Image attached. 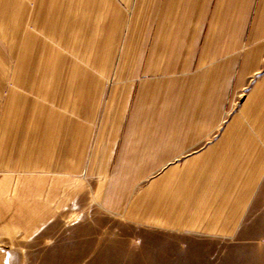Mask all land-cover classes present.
Instances as JSON below:
<instances>
[{
	"label": "crops",
	"instance_id": "0c3cea01",
	"mask_svg": "<svg viewBox=\"0 0 264 264\" xmlns=\"http://www.w3.org/2000/svg\"><path fill=\"white\" fill-rule=\"evenodd\" d=\"M50 3L53 12L62 11L56 0L39 5L43 9ZM170 4L157 20L145 67L138 71L143 75L131 83L136 94L119 123L120 132L107 139L97 204L121 224L109 226L110 231L100 227L84 231L89 221L74 223L61 232L81 233L74 246L45 247L49 250L45 253L59 255L54 264L69 260L72 264H264V123L251 120L253 115L248 127L241 113L230 123L227 117L232 84L239 85L253 61V53L244 49L264 36V0H259L251 26L255 0H171ZM35 61L26 60L17 70L29 72L28 76L40 71L49 78L61 72L62 62L56 66L51 61L46 70L45 58L38 69L39 60ZM31 82L27 87L34 89ZM50 82L58 86V81ZM40 92L48 97L45 90ZM39 104L36 121L51 126L54 113L45 114L51 107ZM80 104L78 115L85 110ZM88 119L93 121V115ZM64 120L62 127L60 114L58 165L50 160L44 170L24 165L12 171L25 176L17 181L40 179L48 186L59 181L65 191L59 200L46 193L48 206L68 205V183L82 181L75 176L79 164L90 147L94 155L96 145L91 143L99 142L88 128H81L88 120ZM40 150L35 145L31 151ZM18 193L23 198L32 195L23 189ZM53 219L11 220L9 227L12 233H36ZM43 259L42 264H52L49 257Z\"/></svg>",
	"mask_w": 264,
	"mask_h": 264
},
{
	"label": "rangeland",
	"instance_id": "374dc122",
	"mask_svg": "<svg viewBox=\"0 0 264 264\" xmlns=\"http://www.w3.org/2000/svg\"><path fill=\"white\" fill-rule=\"evenodd\" d=\"M40 1L45 0H0V264H42L44 257L54 264L59 255L45 253L49 251L45 247L74 246L75 236L81 233H61L74 223L89 221L84 224V231L98 227L110 231L121 224L97 204L108 158L107 139L109 134L120 132L119 123L127 116L136 94L131 83L143 75L138 71L145 67L157 20L162 10L171 5V0H56L62 11L53 12L52 3L42 9ZM258 2L255 0L252 7L249 26L255 20ZM206 32L207 29L202 36ZM244 50L253 53V61L245 68L239 85L236 81L232 84L228 123L241 113L248 127L253 115L251 120L263 126L264 36L257 45H248ZM42 58L46 59V70L51 61L56 66L62 62L58 68L61 72H54L49 78L40 71L28 76L29 72L17 70L26 60H39L38 69ZM76 70L88 72L87 77L79 76ZM50 81H58V86H52ZM27 82L34 89L27 87L31 85ZM44 90L47 98L40 92ZM27 100L37 102V106L23 103ZM79 102L80 110H85L78 115ZM39 103L51 107V112L45 110L47 115L54 113L51 126L36 121ZM60 114L62 127L65 118L88 120L84 122L88 127L81 128H88L91 138H99V142L91 143L96 145L94 155L90 147L88 157L79 164L80 173L75 176L82 181L68 183V205L48 206L44 204L49 197L46 193L50 191L52 199L59 200V194L65 191L59 181L51 186L40 179L17 181L24 175L12 171L24 165L44 170L50 160L53 165L59 164L60 135L56 129ZM91 115L93 121L88 119ZM36 130H40V135L35 134ZM35 145L41 147L37 153L31 151ZM31 176L40 178L43 174ZM20 189L29 190L32 195L23 198L17 195ZM51 216L53 221L36 233H12L9 227L11 220ZM72 263L69 260L68 264Z\"/></svg>",
	"mask_w": 264,
	"mask_h": 264
}]
</instances>
